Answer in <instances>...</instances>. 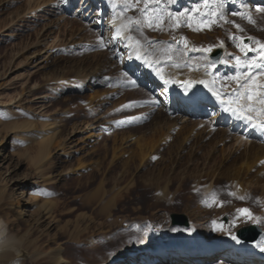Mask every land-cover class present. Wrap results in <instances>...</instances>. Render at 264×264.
Instances as JSON below:
<instances>
[{
    "label": "rangeland",
    "instance_id": "1",
    "mask_svg": "<svg viewBox=\"0 0 264 264\" xmlns=\"http://www.w3.org/2000/svg\"><path fill=\"white\" fill-rule=\"evenodd\" d=\"M232 1L226 0L225 5L230 12L235 11ZM252 1L245 3L254 23L230 14L210 29L196 31L195 16L190 28L171 27L165 18L159 29L142 23L138 32L129 19L144 20V0H128L136 2V7L122 15L118 13L125 0H111L117 26L123 28L125 37H131L128 49L120 50L125 46L121 36L100 46L102 34L109 38L115 32H100L95 11L92 18L78 14L81 1L69 13L64 4L58 6V0H0V190H7L0 196V207L7 198L21 205L26 199L31 202L21 209L24 221L12 214L6 217L0 210V221L10 225L8 235L23 240L18 254L20 250L27 254L25 258L15 255L13 261L122 264L128 257L120 262L119 257L137 249L159 250L201 241L220 248L207 264H238L220 259L221 251L237 242L231 238L236 231L254 224L240 216L238 209L247 208L264 221V194L249 197L226 178L239 161L237 144L227 142L224 149L216 145L217 132L195 129L186 134L167 120L175 114L163 111L157 94L129 72L128 53L139 40L141 54L164 72L174 64L180 65L179 71L187 65L209 64L206 54L193 51L199 58L198 65L194 64L181 42L186 38L191 51L225 45V57L234 64L230 56L244 55L237 47L240 41L233 37L249 38L251 47H258L256 41L264 43V12L256 11L259 3ZM192 4L189 0L177 10ZM168 7L176 11L174 4ZM199 7L207 12L215 5L209 0L208 9L203 4ZM190 33L209 35L206 41L195 42ZM80 85H85L84 91ZM220 85L231 90L238 84L225 77ZM152 99L158 103H148ZM183 121L176 122L182 125ZM202 121L209 124L208 119ZM230 135L246 141L235 132ZM122 142L126 145L120 148ZM114 144L119 151L112 161L107 148ZM104 158L102 170L109 183L104 200L110 201L96 202L94 191L84 185V175L90 165L101 166ZM218 167L224 175H206ZM260 168L264 169V163ZM260 168L257 173H264ZM172 214L185 216L189 227L171 226ZM213 221L222 223L224 231L216 230ZM260 228L264 241V227Z\"/></svg>",
    "mask_w": 264,
    "mask_h": 264
},
{
    "label": "bare ground",
    "instance_id": "2",
    "mask_svg": "<svg viewBox=\"0 0 264 264\" xmlns=\"http://www.w3.org/2000/svg\"><path fill=\"white\" fill-rule=\"evenodd\" d=\"M77 2L78 0H67V3L64 4V7L66 8L65 10H67L70 13L72 6L76 8ZM82 2L83 3L81 5L78 4V8H77L78 14L80 13L83 16V13H86L87 17L92 18L93 15L92 12L95 11L96 13L93 16V18H96L95 23H97L96 26L98 27L100 32L106 31L108 32V34L106 35H109L112 34V31L114 33L116 28H119L117 26L118 24L117 21L119 19L117 15L115 16L111 0H82ZM184 2L187 3L189 2V0H175L174 7L176 8V10L179 9L180 8L179 5ZM234 3H236V1H234ZM234 3H232V5H234ZM102 6L104 12L106 10V12L109 13L107 17L100 16V11ZM234 7L237 8L236 6ZM240 7H243V5H241ZM260 7H264V3L263 4L259 3L256 9ZM189 35L190 37L191 35L193 36L195 42H200L201 40L206 41V37L209 34H204L200 36L198 33H190ZM125 38L126 37L122 32L120 38L121 42L125 43ZM117 42L114 41V44L116 45ZM123 48L125 50L128 49V47L125 46L124 47L121 46L119 49L122 50ZM186 52L188 56L192 54V56H190L191 60L194 62V64L196 63L198 65L197 61H199V58L195 56V53L189 49H186ZM249 53H253V52H249ZM253 54L256 55V53ZM206 56L208 55L206 54ZM223 59L227 63L226 64L222 63L219 65V67L222 70L221 74L225 70L228 72V75L235 74V71L232 67L233 63L229 61L227 56ZM131 61H132V66L135 67L136 78L139 77L138 80L143 86H146L151 92H155L157 94V97H159L160 99L162 110L163 111L165 110L167 114L170 110H172L173 113L175 114L174 117L168 116L167 120L172 121V123H174V125L177 128L181 129L182 131H185L186 134L189 133L190 131L192 132L195 129L199 131H207V133L217 132L219 141L218 144L216 145L224 146V149L227 142L231 143L233 141L232 143L237 144L236 150L238 153H240L239 161L236 160L235 163L236 167L234 169L230 168L232 174L227 173L229 171L226 172L227 173L226 178L228 179V181H231L235 186L238 185V188L244 190L249 197L250 196L257 197L259 194L260 195L264 194V173H257V171L259 170L257 168L258 167L260 168L261 164L264 163V135H262L259 131L252 128L251 126L244 133H241L240 130L234 131L232 127L233 123L226 124L224 121H221L219 125H215L216 120L220 116L224 115L225 111H223L222 108L220 109L216 108V105L219 101L211 94V92L207 88H205L203 85L197 84L195 85L193 92H184L183 88L180 87L179 85L169 84L168 86H165L163 82L156 77V75L152 70L148 69L146 66H142V61H137L135 58H132L128 60V64ZM193 62L191 63L192 65ZM188 66L189 65L186 66L187 71L185 69H184L185 71L184 70L179 71L177 70L176 67L173 66L172 68L170 67L171 68L170 71H168L169 68L168 69L166 68L167 70L165 72H164L165 69L163 70L161 67L162 74L164 75L165 78H169V76H172L179 80H185V79L210 80L212 76L219 77L221 75L217 73L218 72L217 65L211 68H206L205 66L200 67L199 65L198 67L200 68H198L196 65H195L196 67L194 66L195 68ZM183 68L184 67H182V69ZM206 72L211 73V75H206ZM260 79L263 81L264 76H261ZM217 84L219 85V83ZM84 87L85 85H80L79 89L81 91H84ZM238 87L239 85L236 86V88ZM196 107L200 109V112L195 111ZM257 107L260 106L257 105ZM189 114L193 116L190 117ZM207 115H209L210 118ZM208 118H209V124H205L204 121L202 120ZM259 118L260 117L258 116L257 119ZM181 119H183L184 121L182 125H179V123L176 121H179ZM198 120L199 122H196ZM235 121H239V120L235 118ZM232 132H235L239 136L245 137L246 141H244L242 138L238 136H235V138H233L230 135ZM200 133L201 132H199V134ZM97 139H99V137H97ZM205 140L206 138L205 139L203 138V140L201 139L200 143L202 144ZM96 141L97 140H94L93 142ZM124 145H126V143L122 142L120 148L123 147ZM111 151H112V161H114V159L117 157L116 154L119 151V147H115V144L111 148L108 147L107 152L111 153ZM214 153L215 152L213 151V154ZM77 163H78V167H80L81 162L78 161ZM105 164H106V160L104 158V162L101 163V166L98 167L97 164L90 165V168H88L86 175H84L87 178L85 180L84 185L86 189L88 188L90 189V191L91 190L94 191L92 195L93 197H95L94 199L96 202L110 201V200L105 201L107 198L106 199L104 198L105 197L104 195H106L105 186L106 184L109 185V183H107L108 182L107 179L104 176L105 172L102 170L104 169ZM260 170L263 171L264 169L260 168ZM73 171L76 173L77 169ZM221 173L223 174L225 173V171L222 172V167H218V168H214L210 172V174L207 173L206 175L207 176L212 175V177H214ZM97 175L99 176L97 177ZM227 175H231V176H227ZM6 191H7L6 189L0 190V196H3V194L6 193ZM24 202L25 203L21 205L19 201L14 202L11 198H7L0 207V210L3 212V214L6 217L12 214V216H15L18 220L24 221L25 220L23 217L24 213L21 212V209L24 206H28V207L31 206V202L30 201L28 202L27 199ZM0 222H1L0 264H17V262L13 261L15 255L17 256V258H25L27 256L25 250H20V254H18L19 253L18 246L21 245V243L23 244V240H20L18 237L16 238L13 236H9L7 233L8 229L10 228L9 223L7 221H3V222L0 221ZM26 223L30 224V221L26 220ZM194 235L196 236V234ZM260 240L258 242H260ZM256 245L257 244L255 245L243 244L238 241L233 242L228 246V248H226L224 251H221L220 259L227 260L230 262L231 261L237 262L238 264H264V253ZM219 249L220 248L217 246L202 243L201 241L195 244L188 242V243H183L182 245H180V247H175V248H161L159 250L137 249L131 253L121 255L119 257V262L120 259L126 256L128 258L122 264H157V263L161 264L163 263V261H167L169 263L172 262L184 263L188 260H193L194 264H207L209 263V261H211V259L208 258L209 257L208 255L216 253ZM241 253H243V255H240ZM55 259L56 257H54V262Z\"/></svg>",
    "mask_w": 264,
    "mask_h": 264
},
{
    "label": "snow or ice",
    "instance_id": "3",
    "mask_svg": "<svg viewBox=\"0 0 264 264\" xmlns=\"http://www.w3.org/2000/svg\"><path fill=\"white\" fill-rule=\"evenodd\" d=\"M139 2V0H136ZM136 2H128L125 0V3L120 9L119 15H122L123 12L129 8L136 7ZM175 0H144L145 7L141 9V13L144 17V20H134L129 19V24H135V30L141 31L140 25L146 23L149 28L159 29L163 24L165 18L170 22V26L174 28H179L182 24L186 27L192 26V21L195 18H198V27L194 30L200 31L203 28H211V26L216 23L218 20H225V17L228 15H239L244 19L252 21V17L248 11V6L245 3V0H240L243 8L241 11H232L226 9V0H212L215 7L209 9L207 12H201L199 5L208 9L209 0H193V4L190 7H185L183 11L176 10L170 11L169 5L174 4ZM67 3V0H58V6ZM258 12H264V7L256 9ZM227 23H234L231 20H227ZM254 23V21H252ZM236 28L240 29V25L236 24ZM242 30V29H241ZM123 28L115 29V37L105 38L103 34L100 37V46H105L106 43H111L112 39L118 38L122 35ZM131 37L125 38V47H129L128 41ZM232 39H238L240 41L237 44L240 52L244 54L243 58L240 55L231 56L230 59L234 60L235 63L232 65L235 75L227 76L226 78L232 81H236L239 85L236 89H231L228 91L225 86H220L217 84V77L212 76L210 80H179L175 77L169 76L165 78L162 74V69L156 64V62L150 61L146 54L142 55L139 49V40L136 41L137 47H131L128 53L130 59L135 58L137 61H142V66H146L148 69L152 70L156 77L160 79L165 86L169 84L179 85L183 88L184 92H193L195 85L200 84L207 88L211 94L219 101L222 110L230 113L231 116L235 117L237 120L245 122L250 125L252 128L259 131L264 135V83H258L257 78L264 76V43L256 41L255 43L258 47H251L250 43H243V37H233ZM183 47L187 49V40L182 38ZM177 42V43H181ZM192 51H200L203 54L211 53L213 48L210 46L207 49H192ZM249 52L256 53L255 57H250ZM119 58V57H117ZM205 59L207 56L205 55ZM171 60V57H169ZM226 64L227 62L221 58L220 60L213 59L209 64L205 65L206 68L214 67L216 64ZM174 67H179V64H174ZM255 73V75H253ZM206 75H211V73L206 72ZM243 80L244 83H240ZM130 85L135 86V80H129ZM259 90V91H258ZM163 91V89H162ZM148 103H158L155 99L148 101ZM259 105L260 107H257ZM134 106V105H129ZM260 117L257 119V117ZM244 199L243 196L239 197ZM240 216L245 217L246 220L251 221L257 226L264 227V221H261L260 218L253 216V214L247 208H242L237 210ZM238 219V217H237ZM213 225L216 230L224 231V225L222 223H217L213 221ZM233 240H237V236L232 235ZM260 248L261 251H264V241H260L256 245Z\"/></svg>",
    "mask_w": 264,
    "mask_h": 264
},
{
    "label": "water",
    "instance_id": "4",
    "mask_svg": "<svg viewBox=\"0 0 264 264\" xmlns=\"http://www.w3.org/2000/svg\"><path fill=\"white\" fill-rule=\"evenodd\" d=\"M244 43H250V40L245 39ZM224 53H225V46L219 45V46H216L215 50H213L209 54V58L211 61L213 59L220 60L223 57ZM171 226L188 227L189 222L187 218L183 215L172 214L171 215ZM261 235H262V230L257 225H249V226L239 229L236 232V236L238 240L245 242V243H253V244H255L259 240Z\"/></svg>",
    "mask_w": 264,
    "mask_h": 264
}]
</instances>
